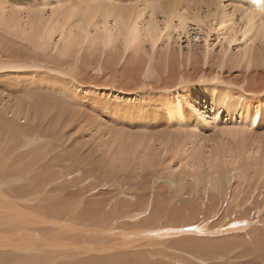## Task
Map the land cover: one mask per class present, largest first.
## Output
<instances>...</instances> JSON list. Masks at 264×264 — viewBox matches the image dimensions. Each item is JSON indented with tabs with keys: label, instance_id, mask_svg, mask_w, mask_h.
<instances>
[{
	"label": "bare ground",
	"instance_id": "1",
	"mask_svg": "<svg viewBox=\"0 0 264 264\" xmlns=\"http://www.w3.org/2000/svg\"><path fill=\"white\" fill-rule=\"evenodd\" d=\"M22 2L23 9L9 0L0 4V41L17 39L20 47L0 48V264H148L154 258L167 260L168 249L195 251L186 245L191 239L242 231L253 212L260 216L264 0ZM190 22L198 29L217 23L226 39L242 33L249 44L231 57L226 50L215 56L207 48L192 54L156 50L161 37L188 33ZM240 66L243 70L230 89L214 80L224 69ZM201 102L210 104L216 116L215 106L234 114L240 109L247 120L233 119L227 126L210 123L216 133L208 135L194 117L200 115L196 105ZM79 126L114 138L116 145L101 146L103 156L90 145L89 150L79 148L71 136ZM197 138L207 142L200 150L193 146ZM168 159L177 164L167 165ZM63 161L73 167L65 173L52 170H60ZM80 165L86 177L83 171L73 175ZM165 165L163 192L169 197L175 190L180 197L189 191L186 212L200 197V215L222 206L220 196L227 208H235L246 184L255 180L262 191L256 192L253 184L254 192L245 199L253 210L238 218L227 213L225 218L237 220L231 224L213 229L209 220L198 224L184 218L190 227L154 226L151 220H159L160 210L149 204L160 198L149 195L160 187L133 183ZM128 172L134 179L123 183ZM121 220L132 228L124 229ZM203 253V259H223L221 250ZM259 259L264 264V257Z\"/></svg>",
	"mask_w": 264,
	"mask_h": 264
},
{
	"label": "rangeland",
	"instance_id": "2",
	"mask_svg": "<svg viewBox=\"0 0 264 264\" xmlns=\"http://www.w3.org/2000/svg\"><path fill=\"white\" fill-rule=\"evenodd\" d=\"M9 1H11L12 4L19 5L17 7V9H21V8L23 9V7H21V6L24 5L25 2H22L24 0H9ZM40 1H42V0H26V4H28L29 6L30 5H37V4L41 3ZM51 1H53V0H51ZM4 3H7V0H0L1 6H4ZM228 4L229 3H225V5H228ZM7 7H9V6L7 5ZM229 22L231 23V21H229ZM225 23L228 25V21ZM214 24H215L214 28H212L213 24L211 23V24L205 25L203 27V29L202 28L198 29L194 22H190L188 24V27L186 28L188 30V33L185 31V33L183 34V32L180 30L179 33H174L170 37H167V36H166V38L161 37L160 42L156 46V50L160 51L159 52L160 54H163V53H161V51H164V52L168 51V52H170V54H174V53H171L172 50L176 51V50L181 49L185 53L190 52L192 54L195 51L200 50V52H201L203 49L207 48V50L212 55L217 56L220 53H222L223 50H226L227 56L231 57V56H235L237 54L242 53V51L248 46V44H249L248 39L244 38L242 33L238 34L236 37H229L227 35V39H226L225 38L226 34H222L225 31L221 30L224 28H221L220 25L217 23H214ZM8 36L11 37L10 35H8ZM7 40H1L0 41V44H1L0 48L5 47L6 46L5 44H7V46L9 47L8 49H10V48L11 49H18L19 45L16 43H19V41L17 39L15 40L12 38L9 40V38H7ZM8 49L7 48L5 49L6 54H8V52H9ZM25 50H26V52H25ZM23 51L25 52L26 57H27V55H30V52L27 51V49H23ZM135 54H136V52H135ZM58 64H60V63H58ZM205 68L207 71H210L212 69V66H207ZM242 70H243L242 66H240L239 68H237L231 72H228L226 69H224L223 70V76L216 77V78H214V80L216 81V83H221L222 88H224V90L226 91L232 87L230 85L231 82L236 80V78L241 74ZM14 81H15V79H14ZM170 85L173 87L175 85V83H170ZM42 86H50V84H42ZM37 87H39V86H37L36 83L34 82V88H37ZM142 87L144 88V86H142ZM1 89H2V86L0 85V91H1ZM214 108L218 109L217 116H216V110L213 109L210 106V104L205 105L201 102L200 104L196 105V110L199 111L200 115L194 114V117L196 120L199 119V121L201 122L202 125H204V127L206 126V130L210 133L208 135H211L212 132L216 133L214 128L208 126L210 123L215 124L217 122L219 124V126H222V125L227 126V125L232 124L233 119H236L237 122L247 120L245 118V116H243V114H241V112H239L240 109L237 111V113L234 114L233 112L229 113L227 107L223 108L222 106H219V107L215 106ZM201 117H204V118H201ZM184 124L185 123H183L182 126H184ZM199 130H201V129H199ZM75 133H78V134H75ZM71 136H72V140H74L73 141V143H75L74 145L78 146L79 148H84L86 150L90 149V147H88L90 145V146H92V148L93 147L96 148L95 154H97L98 156H103V154L106 153V150L101 146L104 145V147L107 149L108 145L110 144L112 146L114 143V140H115L114 138L109 139L106 137H102L98 133H96V131H90V129H88L87 127L81 128V126L76 128L71 133ZM200 139L201 138H199V140ZM199 140L197 138V140L194 142L193 146L196 147V149L200 150L202 145H204V144L207 145V142H205L204 140H201V141H199ZM202 142H203V144H201ZM208 147H209V145H208ZM98 151H101V153H99ZM205 151H208V149L205 148ZM95 154L93 153V155H95ZM169 159L166 160L167 165H170V164L176 165L177 164L176 161H174L175 162L174 163L173 160H170L171 161L170 162ZM69 165H70L69 162L63 161L59 166L60 170L57 167L53 168L52 170L56 171V173H58V172H64L65 173L68 168L73 167V166L68 167ZM82 168H83V166L80 165L79 166L80 172H77L73 175L77 176V174L82 173L81 172V171H83ZM165 169H166V165L164 167L159 166L157 168V173H147V174L144 173L143 177H145V179L144 178H142L141 180L138 179L135 181V183H133V185L146 184V183L152 184L154 190H156L160 187V189L158 191L156 190L155 193H152L149 195L152 199H154L156 197L160 198V200H155L153 202L154 204H149L150 207L157 206L160 210L159 215L157 217H155L159 220H151V222L154 226H159V224H161L163 226L164 225L166 226L169 224H171V225L175 224L176 225L177 223H180V226H181L180 228H182V227L188 228V227H190L188 220H191L192 222L197 221L198 224H203V222H205L206 220H209L213 229H215L219 225H223L224 223L226 224L229 222L231 224L232 221L235 222L237 220H230L229 217H228V219L225 218L228 214L231 215L232 213H234V215H236L237 218L238 217H246L247 215H249L248 213H250V210L251 209L253 210V208L250 207L251 205L247 206L245 204V199L249 198L248 194L251 192H254L253 189H255V186L253 184H255L259 188V191H256V192H259V194H260V192L262 191L261 184L258 185L257 181L255 180V182L253 184H249V185L246 184V187L244 190L246 193L241 196L242 200L240 199V201L237 204H235L236 205L235 208L234 207L231 209L227 208V206L225 205L226 201L222 199L223 198L222 196H220L219 202L221 203L223 201L224 203H223V205L221 204L222 206H219L220 205V203H219V205H218L219 207L214 208L215 212H218L219 210H221L218 213H216L217 215L219 214L218 216H216V214H214L215 212L212 213L213 211H210V210H213V208H210V207L208 209H206L205 215L199 214V201L201 200L202 197H200V199L197 200L198 204L196 203V204L190 206L191 211L186 212L185 209H187L188 207H186L187 205L185 204V201L188 198L191 200V197H192L191 193L189 191H187V192L184 191L183 196H180L181 197L180 198L178 195L174 194L175 190H173L172 193H169L170 196L168 197L166 195V193L163 192V189L161 187V184L163 183V181H162L163 178H165V176H167L164 174V171H166ZM179 171H180L179 173L182 172L181 169ZM168 172H170V171L168 170ZM83 174L86 177V174L84 173V171H83ZM130 174L131 173L128 172V174H126L122 177V178H126L123 181V183H128V182L133 181L134 178H132L131 177L132 175H130ZM60 176H63V173H61ZM71 178L72 177L70 176L68 179H71ZM97 179H99V177L95 178V180H97ZM147 179H148V181H146ZM152 179L153 180L155 179L154 182ZM109 182H111V181H109ZM201 189H203V187ZM134 199L139 200L140 196L135 195ZM146 199L147 198H142L141 200L146 201ZM263 200H264V198H263ZM213 201H214V199L212 200V202ZM250 201H253V200L250 199ZM259 203H260V198H259ZM211 207H214V205H212ZM172 209H173V211H176L177 213H171ZM134 211H141V208H138ZM164 211L169 212V218L168 217L163 218V212ZM206 212H209V213H206ZM256 212H257V210H256ZM225 213H226V215H225ZM184 218H188V220H183ZM143 220H145V217L143 218ZM248 220H252V222L247 224V227L243 228L242 231H238V232L232 233V231H231V233H230L229 231H224V232H227V233H224L223 231H221L222 233L219 232L216 234H215V232H212V234L210 236H208V238L204 236V237H202L203 239L200 238L197 240V242H196V240L193 241L191 239L193 237L183 236L182 238H184V239H191L190 243L188 242V243H186V245L188 244L187 246H189V245L193 246L194 247L193 250H195V251H190L189 249L178 250L176 248H174L173 250L168 249L167 252L169 254L166 255L167 260H164L163 258H159V259L154 258V259L148 260L150 262L148 264H157V262H159V261L160 262L158 264H183V263L189 264L188 261L189 262L195 261V264H212V262H214V261H215L214 264H216V263L217 264H227V262H228V264H251V263L263 264L262 259H261V263H260L259 257L260 256H261V258L264 257V210L262 211V213L260 214L259 217H258L257 213L254 214V212H253L251 217ZM121 221L122 222L120 224L123 225L124 229L125 228H132L131 226H127V222H126L127 220H121ZM199 221H200V223H199ZM253 221H255V222H253ZM146 225L152 226L149 223H147ZM227 226L229 227L228 224H227ZM227 226H225V227H227ZM233 228H234V226H233ZM191 242H193V243L196 242L197 244H195V243L191 244ZM197 245L199 248H197ZM221 247H224L222 249H226L227 247H229V248H227V251H223L221 249ZM212 250H213V252L221 250V253H219V255L222 256L223 259L217 258V260H214V257L213 258H206V259H203L201 257L202 255H204L203 252H208V251H212ZM153 253L155 254L156 252H153ZM157 253H159V252H157ZM170 255L173 256V258L175 260L174 259L168 260ZM189 255H191V256H189Z\"/></svg>",
	"mask_w": 264,
	"mask_h": 264
},
{
	"label": "snow or ice",
	"instance_id": "3",
	"mask_svg": "<svg viewBox=\"0 0 264 264\" xmlns=\"http://www.w3.org/2000/svg\"><path fill=\"white\" fill-rule=\"evenodd\" d=\"M81 28H83V26L81 25ZM246 223V222H245ZM189 230H191V229H189Z\"/></svg>",
	"mask_w": 264,
	"mask_h": 264
}]
</instances>
